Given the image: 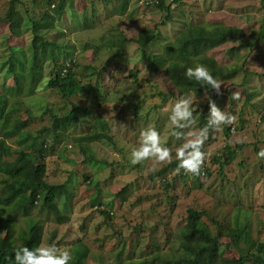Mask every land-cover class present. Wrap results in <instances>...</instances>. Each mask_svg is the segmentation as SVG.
<instances>
[{
  "label": "rangeland",
  "instance_id": "374dc122",
  "mask_svg": "<svg viewBox=\"0 0 264 264\" xmlns=\"http://www.w3.org/2000/svg\"><path fill=\"white\" fill-rule=\"evenodd\" d=\"M8 1L0 0V17L6 12ZM21 1L16 10L26 8L30 12V0ZM170 1L165 0L167 3ZM181 2V5L170 2L171 19L167 22L164 20L165 12L152 7L130 5L127 13L122 15L128 16L126 18L116 14L115 3L99 2L91 6L94 7L93 20L96 21L83 28L80 18L86 4L78 0L72 4L78 18L71 19L66 12L47 33L46 38L50 41L63 39L80 69L87 66L96 72L111 56V52L103 51L104 48L98 45L102 35L110 30L117 28L126 38L133 40L142 31L152 30L157 39L144 56L135 42L127 44L123 57L100 72L99 88H89L69 100L79 106L80 126L71 130L70 136L64 140L61 137L57 139L54 154L45 161V181L55 185L67 183L57 192L64 220L57 223L51 216L32 211L31 218L36 217L43 228L40 246L54 244L58 252L70 251L79 241L88 250L84 264H160V260L162 264H180L178 230L185 225L189 209L204 213L202 222L212 235L221 234L220 250L226 259L240 255L229 239L233 229L247 228L249 231L253 247L241 242L239 248L242 252L255 253V248L264 246V159L256 155L259 149L264 148V125L256 124L258 111L251 108L252 104L258 106L264 97V44L251 49L246 46V40L241 39L235 44L221 45L209 54L224 68H246V74L240 70L232 79L219 82L220 93L215 92L216 98L207 94L219 109L234 116L232 123L227 125L230 128L228 138H225L222 126L212 129L210 140L201 145L205 156L198 175L185 173L186 177H181V172L172 168L165 179L151 177L176 160L175 151L181 141L171 134L168 113L180 97L164 69L152 73L147 70L145 60L150 55L162 56L167 46L188 26L221 23L242 28L246 35H255L264 15V0ZM19 13L25 22L24 11ZM86 13L90 18V7ZM36 15L37 10H31L30 17L36 19ZM22 30H19L21 35L15 37L7 23L0 25V64L9 55V47L27 44L29 36ZM239 44L245 47L238 49ZM231 48H235L234 51ZM130 70L139 72L135 74L138 83L129 75ZM79 73L83 74L82 70ZM49 74L50 65L47 64L43 79L36 85L33 95L14 96L9 101V107L14 105L19 111L18 117L25 120V111L31 115L24 131L32 136L50 126L51 113L69 110L57 91L46 87ZM4 76L5 71L0 70V84L4 81L6 87H11V77L4 80ZM95 81L96 76H83L84 83L94 85ZM226 83L230 85L225 87ZM233 92L239 94L235 100ZM249 92L256 97H249ZM163 95L168 97L164 99ZM194 103L193 123L186 129H180L185 133L184 139L189 138V131L200 128L197 117L208 103L205 93L196 96ZM239 113L247 120L245 125L239 123ZM97 116L107 125L111 142L105 139L90 144L80 141L93 131ZM149 126L157 129L161 143L170 150L171 160L154 163L146 159L131 165L128 153L137 145L140 130ZM43 137L49 143L53 142L49 132ZM7 143L17 147L13 139ZM225 145L234 150L236 145H243V148L236 150L231 163L219 170L214 158H221ZM205 170L209 171L207 176L203 173ZM65 189L69 201L63 205ZM121 191H124L123 202L116 196ZM96 193H99L101 207L91 205L90 200ZM102 210L108 211L110 218L107 219ZM20 219L14 223L15 230L25 226Z\"/></svg>",
  "mask_w": 264,
  "mask_h": 264
},
{
  "label": "trees",
  "instance_id": "16d2710c",
  "mask_svg": "<svg viewBox=\"0 0 264 264\" xmlns=\"http://www.w3.org/2000/svg\"><path fill=\"white\" fill-rule=\"evenodd\" d=\"M78 0H30V9L37 10V18L30 17V12L26 8L16 10V6L22 3L21 0H9L7 2V10L0 17V25L8 24L9 31L19 37L22 32L28 34L27 44L24 47H9V55L6 60L0 64V70L5 71L4 80L9 76L13 82L11 87H6L4 81L0 84V264H14L11 259L15 248L24 245L34 248L41 245L43 228L39 220L31 218L32 211L36 210L39 214L51 216L57 223L64 220V216L59 209L61 202L57 192L60 188L64 189L67 183L55 185L45 181L46 176V159L54 154V144L60 137L62 140L70 136V131L79 128L80 118L78 115L79 106L69 102V100L89 88H99L97 80L100 72L106 69V66L113 61L122 58L125 47L129 43H136L144 56V52L148 47L156 42L157 37L152 30H144L138 34L136 40L128 39L123 32L117 28L113 31L103 34L99 41V47L104 48L103 51L111 52V56L106 60L105 66L98 72L92 67L85 66L80 69L79 64L73 58L72 52L66 48L61 40L50 41L46 37L47 33L56 26V22H60L63 15L67 12L71 19H77L78 15L73 10V2ZM85 5L81 22L83 28L92 26L96 19L93 20L94 7L93 4L102 2L104 4L115 3L114 9L118 16L127 13L130 5L137 6L136 2L130 0H80ZM25 2V0H24ZM171 3L179 4L180 0H173ZM90 4V5H89ZM90 7L92 14L88 17L87 8ZM154 10L165 12L164 20L167 22L171 19V4L165 0H158L157 3L151 4ZM24 11L26 20L22 19L19 12ZM24 23V24H23ZM112 31V32H111ZM111 32V33H110ZM62 35V34H61ZM244 39L248 48L253 49L258 44H264V15L262 23L255 35H246L242 28L226 26L221 23L206 24L205 26L195 25L186 27L183 32L177 36L173 42L167 46L162 56L150 55L146 61V68L152 73L159 69H164L167 78L172 82L178 92V96L195 94L200 96L202 93L216 98V93L212 89H205L197 84L196 81H189L184 75V70L188 66L197 63L207 67L210 73L218 82H226L232 79L237 72L243 70V67L227 68L219 65L209 54L228 43H238L237 41ZM240 47H245L241 44ZM234 51L235 48L230 50ZM50 65V74L46 87L50 90L57 91V95L68 104L66 112L60 114H50L51 124L46 130L37 131L32 136L28 131H24L28 125V118H32L28 111H25L27 118L23 120L18 117L17 110L14 105L9 107V101L14 96L29 97L33 95L36 85L43 79L44 66ZM82 70L83 74L79 71ZM89 71V72H87ZM86 72V74H85ZM135 72L130 70L129 75L134 77L137 82ZM83 76H96L94 85L83 82ZM138 83V82H137ZM230 85L226 83L225 87ZM247 86L246 88H248ZM249 97H256L255 94L248 93ZM251 95V96H250ZM166 95H163L165 99ZM212 100V99H211ZM264 102L256 106L251 105L254 111H260ZM215 103V102H214ZM250 104V103H249ZM86 109V108H85ZM46 111V110H45ZM15 113V114H14ZM208 113V103L204 106L199 114L198 126L202 127L206 123ZM239 123L246 124L245 119L239 113ZM107 125L97 116L93 131L86 134L79 140L87 144L105 139L111 142V138L107 134ZM49 132V136L53 139L50 142L43 137V134ZM222 132L225 138H228L230 128L222 126ZM212 129L209 130L208 137L205 141L210 140ZM11 139L15 140L17 147L13 148L7 142ZM243 145H236V150H241ZM236 150L229 145L224 146V153L221 158L215 157L214 160L222 170L224 166H228L236 156ZM202 151V147H201ZM203 152V151H202ZM177 161L170 162L164 168L154 173L151 177L164 178L170 169L176 168ZM181 177H186L183 170H180ZM204 175H208L209 171L205 170ZM198 175V174H196ZM84 176V180H86ZM66 190V189H65ZM124 191L116 194L117 197L124 200ZM63 205L69 201L67 190L64 192ZM91 205L95 207L103 206L100 202L99 193H96L90 200ZM62 205V206H63ZM111 202L108 203V207ZM106 208V207H105ZM108 219L110 218L108 211H101ZM203 212L195 210H187L185 225L178 230L180 255L178 261L180 264H264V246L259 245L255 248V253H244L240 250L241 242L248 247H253L247 228L232 230L230 242L236 248L240 255L235 259H226L221 255V244L219 242L220 233L212 235L206 225L202 222ZM21 218L25 226L15 230L14 223ZM20 219V220H21ZM226 248V246H224ZM87 248L77 241L70 249L71 259L68 264H84L88 255ZM119 256H117V259ZM163 261L160 260V264Z\"/></svg>",
  "mask_w": 264,
  "mask_h": 264
},
{
  "label": "clouds",
  "instance_id": "9594fccd",
  "mask_svg": "<svg viewBox=\"0 0 264 264\" xmlns=\"http://www.w3.org/2000/svg\"><path fill=\"white\" fill-rule=\"evenodd\" d=\"M183 75L189 81H196L198 85L203 86L205 89H212L217 94L220 93V83L202 64L197 63L186 67ZM238 95V93L233 92L232 98L235 100ZM205 96L208 99L206 123L197 130L189 131L187 133L188 139H184L185 133L180 129H186L193 123V113L196 111L195 94L184 95L176 99L168 113L171 134L181 141L175 151L177 172L183 170L186 174H198L205 156V153L201 151V145L207 139L209 130L229 125L234 120V116L219 109L211 98L207 97V93H205ZM262 107L263 104L261 109ZM256 155L259 159H264V148L259 149ZM146 159H151L154 163L171 160L170 150L161 143L160 135L154 126L140 130L137 145L132 147L128 153V161L131 165L140 164ZM11 259L14 264H68L71 253L68 250L58 252L54 244L34 248L21 245L14 249Z\"/></svg>",
  "mask_w": 264,
  "mask_h": 264
},
{
  "label": "built area",
  "instance_id": "2783aa9c",
  "mask_svg": "<svg viewBox=\"0 0 264 264\" xmlns=\"http://www.w3.org/2000/svg\"><path fill=\"white\" fill-rule=\"evenodd\" d=\"M131 2H136L138 6L141 7H147L153 3H156L157 0H130ZM257 124H263L264 125V103H263V107L260 111V114L257 117L256 120Z\"/></svg>",
  "mask_w": 264,
  "mask_h": 264
}]
</instances>
